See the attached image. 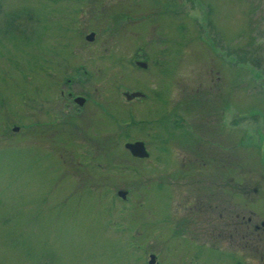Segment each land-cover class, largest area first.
I'll return each instance as SVG.
<instances>
[{"label": "rangeland", "instance_id": "rangeland-1", "mask_svg": "<svg viewBox=\"0 0 264 264\" xmlns=\"http://www.w3.org/2000/svg\"><path fill=\"white\" fill-rule=\"evenodd\" d=\"M261 222L264 0H0V264H264Z\"/></svg>", "mask_w": 264, "mask_h": 264}, {"label": "flooded vegetation", "instance_id": "flooded-vegetation-1", "mask_svg": "<svg viewBox=\"0 0 264 264\" xmlns=\"http://www.w3.org/2000/svg\"><path fill=\"white\" fill-rule=\"evenodd\" d=\"M144 60H146V59H144ZM137 63H138V65H140L141 62L138 61ZM76 96H78V95H76ZM74 98H76V97L73 96V99ZM86 100H87V97H86ZM210 124H208V125H210ZM208 125L200 124V125H198V128H196L195 125H192V126L189 125V126L185 127L184 129L180 130L182 132H184V130H186V132L184 133L186 141L189 138L190 141H188V142L195 143L194 145H191L189 147V152L192 153V156L188 159L187 162L188 163L190 162V163L188 165H186V164L183 165L184 167H187V169L193 168L192 164L194 162H197L199 165H203V166L208 163L210 158L207 155L209 153V150H208V145H207L206 139H207V136H209V134L213 137L214 140H216V142H218L220 140V138L222 137V135H221L222 133L218 130L217 125H214V124L210 125V126H208ZM221 155H222V153H221ZM189 160H191V161H189ZM196 172H197V174L202 172L203 173L202 175L205 178H207V179L209 178L206 175H208V173H210V171L208 172V170H206V169H199ZM236 175H238V168L236 169ZM238 176H237V178H239ZM231 180H233V177L230 179V181ZM206 183H207V180H206ZM240 185L241 184L239 183V179H237V180H235L234 183H232L230 185H228V184L226 185V183H223L222 185L216 184V185H214L215 188H212V187L210 188L209 186H206V189H207V187L209 188L207 191V194H209L208 198H210L212 195L214 196V198H222V195L224 193H227V196H225V198H228V199H229L228 194L230 196H233V195H236L238 197H240V195L243 196V193L240 192V190H241ZM216 186L219 187L218 188L219 190L216 191L217 192L216 194H213L215 192V190L217 189ZM225 186H227V187H225ZM240 199H241V197H240ZM223 202L215 201V203H214L215 207L221 206L223 204ZM238 214L239 213H236V216H238ZM218 216H219V219H222L221 220L222 225L231 226V224H233L232 227H233L234 231L233 232L229 231V236L231 238L233 237L234 232H236L235 235L237 236L238 229H241V235H239V238H244V228L248 229V227L250 225L249 223L251 222V217H249L246 221H243L242 216H240V221H239V223H237L235 219H234V221L233 220L231 221L230 218H228V220L226 217L223 218L222 213H220V212L218 213ZM244 222H245V224H243ZM243 226H244V228H243ZM252 227L254 228V231L260 229L257 224L253 225Z\"/></svg>", "mask_w": 264, "mask_h": 264}, {"label": "water", "instance_id": "water-1", "mask_svg": "<svg viewBox=\"0 0 264 264\" xmlns=\"http://www.w3.org/2000/svg\"><path fill=\"white\" fill-rule=\"evenodd\" d=\"M87 38L92 39L93 33L88 34ZM143 65H145V64L143 63ZM125 95H126V98L128 100L133 99V97L143 96V94L140 91L125 92ZM83 100H84V98H82V97L77 98L78 103H82ZM125 147L129 149L131 155L134 157L137 156L140 158H146V156H148V150H147V148H145L143 141L136 140L135 142H126ZM118 194L122 198L126 197L125 191L124 192L118 191ZM261 225H264V222H262ZM154 262H155V255L151 254L150 259L148 261V264H153Z\"/></svg>", "mask_w": 264, "mask_h": 264}]
</instances>
